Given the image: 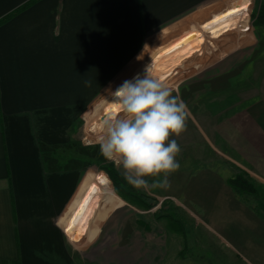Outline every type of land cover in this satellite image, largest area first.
Listing matches in <instances>:
<instances>
[{"label": "crops", "instance_id": "0c3cea01", "mask_svg": "<svg viewBox=\"0 0 264 264\" xmlns=\"http://www.w3.org/2000/svg\"><path fill=\"white\" fill-rule=\"evenodd\" d=\"M247 2L0 0V259L75 263L67 235L100 175L52 167L46 153L78 140L92 120L106 113L112 107L110 91L144 75L143 59L173 30L212 19L200 26L209 35L246 14ZM196 33L159 51L180 47ZM236 33L220 40L214 58L204 59L201 68L222 65L246 49ZM198 41L179 51L188 53ZM168 57L161 58L160 71ZM170 80L164 82L182 99L177 86L189 79ZM240 116L238 130L248 138L235 143L230 160L264 183V97ZM233 175L221 167L191 174L182 191L186 209L201 217L209 251L217 247L215 264H264V216L228 183Z\"/></svg>", "mask_w": 264, "mask_h": 264}, {"label": "rangeland", "instance_id": "374dc122", "mask_svg": "<svg viewBox=\"0 0 264 264\" xmlns=\"http://www.w3.org/2000/svg\"><path fill=\"white\" fill-rule=\"evenodd\" d=\"M262 4L264 0H250L249 7L243 5L246 14L241 15L238 22L236 20L226 26L217 37L205 35L200 27L212 19L179 27L172 31L165 44L143 59L144 72L150 67L152 76L162 81L189 79L177 86L183 96L182 100L190 108V115L185 131L179 137H170L176 139L181 148L177 156L181 166L170 175L169 187L150 188L147 191L136 189L125 180L121 167L100 154L97 140L101 121L111 108L92 120L78 140L65 147L51 148L46 153L53 162L52 167H79L86 175L89 172H103L110 180L109 184L100 177L85 209L72 222L70 237L66 234L74 255V264H207L204 258L215 264L213 259L217 247H213L212 253L205 244L208 241L203 243L201 217L186 209L182 192L189 183L191 174L204 172L210 167H221L225 169V174L233 173V177L243 173L258 190V194L241 193L264 216V200L261 198V195L264 196V183L250 178L248 173L230 160L237 150L235 143L248 138L238 130L241 127V112L264 97V28L254 24V16ZM233 6L228 7L227 11ZM196 30V36L180 47L166 53L159 51ZM233 33L242 37L241 45L247 48L231 56L230 60L223 61L225 63L222 65L210 64L201 68L204 59L211 61L214 58L212 52L220 40L228 39ZM197 39L200 41L195 43L194 49L188 50V53L179 51L182 46ZM163 53L165 55L160 57ZM166 56H169L166 68L160 71L161 58ZM133 78L134 76L131 80ZM235 112L238 113L236 118ZM261 141L263 140L259 139ZM107 166H113L123 176L125 184L122 187L127 193L151 198L157 205L145 208L128 200L116 189L105 169ZM146 179L151 184L155 178ZM113 195H116L117 205L98 221L97 233L89 239L86 236L88 227Z\"/></svg>", "mask_w": 264, "mask_h": 264}, {"label": "clouds", "instance_id": "9594fccd", "mask_svg": "<svg viewBox=\"0 0 264 264\" xmlns=\"http://www.w3.org/2000/svg\"><path fill=\"white\" fill-rule=\"evenodd\" d=\"M91 87L90 81H85ZM110 91V90H109ZM111 93L112 107L101 121L100 154L121 167L125 180L136 189L169 187V177L180 168L181 148L176 139L186 129L187 104L173 89L144 75L126 80ZM147 177L155 178L150 184Z\"/></svg>", "mask_w": 264, "mask_h": 264}, {"label": "trees", "instance_id": "16d2710c", "mask_svg": "<svg viewBox=\"0 0 264 264\" xmlns=\"http://www.w3.org/2000/svg\"><path fill=\"white\" fill-rule=\"evenodd\" d=\"M255 20H254V24L256 26H260L262 28H264V4H262L259 8L258 13L254 16ZM44 150V149H43ZM53 162H51V165ZM105 169L107 170L108 174L110 175L111 179L113 180L116 189L119 192H122L128 200L132 201L133 203L139 204L145 208H152L154 206L157 205V202L152 200L151 198L148 197H137V196H133L130 195L129 193H127L122 185L125 184V180L123 178V176L113 167V166H107L105 167ZM101 179H104L107 183L110 184V180L108 179V177L103 173V172H99ZM228 183L237 191L240 192H248L250 194H258V190L252 185V183H250L245 177L244 174H238L232 178H230L228 180ZM109 186V185H108ZM110 191L111 188L109 186ZM261 198L264 200V196L261 195ZM1 264H21L19 261H14V260H4L1 259L0 260Z\"/></svg>", "mask_w": 264, "mask_h": 264}, {"label": "bare ground", "instance_id": "6f19581e", "mask_svg": "<svg viewBox=\"0 0 264 264\" xmlns=\"http://www.w3.org/2000/svg\"><path fill=\"white\" fill-rule=\"evenodd\" d=\"M250 6V2H248L246 4V7H249ZM245 19V18H244ZM246 20V19H245ZM238 22V20H237ZM234 23V22H233ZM232 24V23H231ZM231 24H227L221 28H217V29H214L208 36H212V37H217V36H220L221 35V31H223L224 28H226V26H229ZM243 24V23H242ZM228 31V30H227ZM230 32V31H229ZM217 39V38H216ZM220 39V38H219ZM211 41V40H210ZM214 41V40H213ZM218 43V42H217ZM214 45V44H213ZM195 47V46H194ZM194 47L188 49V50H192L194 49ZM216 47V46H215ZM206 53V52H205ZM155 76V75H154ZM93 129V128H92ZM119 203V202H118ZM117 205V200H116V195H113L111 196L107 202L105 203V205L102 207V209L99 210V212L97 213L96 215V218L95 220L92 221V224L90 227H88V230L86 232V236L91 239L93 238L96 233H97V223L100 219L104 218L106 216V214L108 213V211L110 209H112L113 207H115ZM86 238V237H85Z\"/></svg>", "mask_w": 264, "mask_h": 264}]
</instances>
